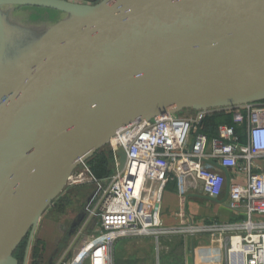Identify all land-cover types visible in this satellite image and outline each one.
Listing matches in <instances>:
<instances>
[{
	"label": "water",
	"instance_id": "water-1",
	"mask_svg": "<svg viewBox=\"0 0 264 264\" xmlns=\"http://www.w3.org/2000/svg\"><path fill=\"white\" fill-rule=\"evenodd\" d=\"M25 6L63 16L24 36L11 8ZM260 100L264 0H0V264H19V243L26 238L27 252L70 173L117 129ZM117 154L121 169L126 156ZM85 213L72 218L58 250Z\"/></svg>",
	"mask_w": 264,
	"mask_h": 264
},
{
	"label": "built area",
	"instance_id": "built-area-1",
	"mask_svg": "<svg viewBox=\"0 0 264 264\" xmlns=\"http://www.w3.org/2000/svg\"><path fill=\"white\" fill-rule=\"evenodd\" d=\"M225 112L231 113L232 123H219L212 134L206 133V119ZM235 124L240 125L239 132ZM107 145L117 165L115 172L97 178L85 160L68 177L65 188L93 186L86 207L97 223L94 233L78 238L72 258L59 261L114 264L112 250L118 239L151 236L158 251L160 235L206 232L210 243L223 249L225 264H264V170H259L258 164L264 160V101L189 108L184 116L166 112L151 119H136L117 129ZM118 151L126 156L121 169ZM222 167L231 172L228 205L235 212H243L245 219L163 226L159 207H154L165 185L177 179L186 191L200 180L202 192L218 198L226 181ZM188 177L192 178L189 183ZM29 246L22 264H28Z\"/></svg>",
	"mask_w": 264,
	"mask_h": 264
},
{
	"label": "rangeland",
	"instance_id": "rangeland-1",
	"mask_svg": "<svg viewBox=\"0 0 264 264\" xmlns=\"http://www.w3.org/2000/svg\"><path fill=\"white\" fill-rule=\"evenodd\" d=\"M29 8L32 11H26L27 9H25L22 11V13H20L22 14L20 19L22 22L21 27L25 31L23 32L19 30V34L24 36H33L37 33H40L46 26L45 23L54 21L58 18V15H55L57 13H54L53 11H44V9H40L39 7H35V9L31 7ZM27 29H30L31 32H28ZM188 113L189 111L184 110L183 114L181 111L179 115L184 116L188 115ZM106 145L107 144L104 145V148H107ZM116 166L117 165L115 161L113 158H111L108 164V169L111 171V173L116 171ZM68 186H70V189L69 187L66 189L64 188L62 193H65L68 190L71 191L66 193V195H62L60 197H56V199H53V201L44 211L34 231L35 240L40 242L41 230L43 227L45 226L48 228L52 225L53 227L51 232H47L46 230L44 231L49 235H46L48 242L51 240L53 241L52 248L47 249L43 259L40 258L41 260H39V262L36 259H33L31 253L28 258V264H32L33 260L36 261L34 264H63L62 262H64V260L72 258L71 251H67L65 257L63 258L64 260L59 261L62 258L61 255L64 253L66 245L61 250H58L57 248L61 242L60 239L65 228L80 210H84L86 212L85 215L87 218L84 221V225L80 228V233L77 237V240L82 234L86 235L94 233L93 229L95 228L94 224L96 223L97 218L95 215L90 214L86 207L88 202L87 199L94 189L93 186L86 184ZM162 224L163 226L172 227V225L165 224L164 222H162ZM181 224L183 223L178 222L176 227L180 226ZM59 225L60 229L58 228ZM195 236H197V239L201 238L199 240L204 241L203 236H207V234L203 233ZM142 237L143 236H136L118 239L114 243L112 250L114 264H153V259L155 257V251L153 249L155 245L154 239L152 237L151 239L148 237ZM189 237L190 235L184 232H171L169 234L160 235L158 240L160 262H162L164 259L165 261H168L167 263L173 262V264H177L178 259H183L185 256V244H187L188 249H191L192 247V243H190L189 246ZM25 240L26 238L19 243L17 248L21 247L22 244H25ZM181 247L183 248L182 253L180 251ZM52 256H54L52 261L48 263L49 258Z\"/></svg>",
	"mask_w": 264,
	"mask_h": 264
},
{
	"label": "crops",
	"instance_id": "crops-1",
	"mask_svg": "<svg viewBox=\"0 0 264 264\" xmlns=\"http://www.w3.org/2000/svg\"><path fill=\"white\" fill-rule=\"evenodd\" d=\"M76 2H82V3H95L99 0H71ZM34 8L35 7H31ZM40 8V7H39ZM32 11L29 7H16L11 8V15L14 17V15L22 13V11ZM37 9V8H36ZM44 9V11H53L54 13H57L55 15H58V18L54 21L62 18L63 14L61 12L52 10V9ZM34 11V10H33ZM22 15V14H20ZM51 21V22H54ZM264 101V100H262ZM189 111L188 109H185ZM182 110V114H183ZM181 111L177 112L178 114ZM214 130V129H213ZM259 164V170H264V160L258 161ZM223 171V170H222ZM226 181L229 180L231 173L230 170H227V172L223 171ZM226 181L224 184L223 192L221 196L218 198H215L213 200L208 199L206 194L203 192L200 194L198 193V185L196 187H192L191 189H188L184 191L181 187V184L177 179L173 181H169L164 189L161 191L159 195V212L161 220L165 224H170L172 227L177 226L178 222H189L193 221L194 223L203 224L205 222H209L212 220H217L219 222H236L245 219V215L243 212H235L233 211L229 205H228V197L226 198ZM226 198V199H225ZM261 219V218H260ZM86 220V217L82 221L81 225L76 230L75 234L71 237L70 241L68 242L64 253L61 255V257H65V254L67 251H71V254H73V249L76 248L77 245V237L80 233V228L84 225V221ZM97 223V220H96ZM96 223L94 226L96 227ZM52 225L46 228L45 226L41 230V240L40 242L35 240L34 236L30 241L29 246V254L31 255L34 245L39 242L37 245L39 248V255L41 257L44 256L47 249H51L53 245V241L51 240L48 242V238H46V232L52 231ZM60 229V225L58 226ZM78 231V232H77ZM95 231V228L93 229V232ZM92 233V231H91ZM203 233H198L195 235H200ZM204 237V241L199 240L201 238H196L197 236L193 235L189 237V246L190 243H192L191 249L187 247V244H185L184 250H185V256L183 259H178L177 264H182L186 261L187 264H225V254L223 252L222 248H219L217 244L210 243L209 240V234ZM85 235V234H82ZM87 235V234H86ZM49 236V235H48ZM81 236V235H80ZM148 237L151 239V236H143ZM142 237V238H143ZM124 239V238H121ZM159 247V246H158ZM154 251H155V257L153 259V264H173V262L167 263L168 261L162 260L160 262V251L158 248V251L156 249V245H154ZM180 251L182 253L183 248H180ZM114 262V260H113Z\"/></svg>",
	"mask_w": 264,
	"mask_h": 264
},
{
	"label": "trees",
	"instance_id": "trees-1",
	"mask_svg": "<svg viewBox=\"0 0 264 264\" xmlns=\"http://www.w3.org/2000/svg\"><path fill=\"white\" fill-rule=\"evenodd\" d=\"M219 123H232L231 113L230 112L215 113L209 116L205 121L204 131L208 134H212V132L214 131L213 130L214 127ZM234 126L236 127V130L239 132L241 129L240 125L235 124ZM106 146L107 148H104V146L100 147L90 158L86 160L91 171L97 178H104L111 173V171L108 169V164L110 159L112 158V151L109 149L108 145ZM69 191L71 190H68L65 193H62L63 192L62 191L57 197L66 195V193H68ZM38 244L39 242H37L34 245L32 251V257L33 259H36L39 262V260L43 259V257L39 255V248L37 246ZM25 247H26V240H25V244H22L21 247L16 248L14 251V255L18 258L19 264H22L23 257L25 254ZM34 262L36 261L33 260L32 264H34Z\"/></svg>",
	"mask_w": 264,
	"mask_h": 264
},
{
	"label": "bare ground",
	"instance_id": "bare-ground-1",
	"mask_svg": "<svg viewBox=\"0 0 264 264\" xmlns=\"http://www.w3.org/2000/svg\"><path fill=\"white\" fill-rule=\"evenodd\" d=\"M236 240H237V239H234V242H235ZM233 255H234V254H233ZM233 255H232V256H233ZM233 257H234V259H235L236 256L234 255ZM230 264H232V263H230Z\"/></svg>",
	"mask_w": 264,
	"mask_h": 264
},
{
	"label": "flooded vegetation",
	"instance_id": "flooded-vegetation-1",
	"mask_svg": "<svg viewBox=\"0 0 264 264\" xmlns=\"http://www.w3.org/2000/svg\"><path fill=\"white\" fill-rule=\"evenodd\" d=\"M68 226V225H67ZM65 231V230H64ZM60 241H61V239H60Z\"/></svg>",
	"mask_w": 264,
	"mask_h": 264
}]
</instances>
